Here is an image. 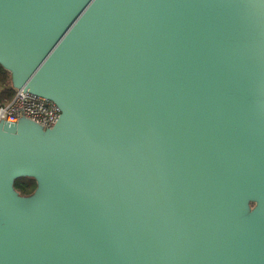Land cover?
Here are the masks:
<instances>
[{
	"label": "water",
	"instance_id": "95a60500",
	"mask_svg": "<svg viewBox=\"0 0 264 264\" xmlns=\"http://www.w3.org/2000/svg\"><path fill=\"white\" fill-rule=\"evenodd\" d=\"M0 67L59 111L0 120V264H264V0H0Z\"/></svg>",
	"mask_w": 264,
	"mask_h": 264
},
{
	"label": "built area",
	"instance_id": "2783aa9c",
	"mask_svg": "<svg viewBox=\"0 0 264 264\" xmlns=\"http://www.w3.org/2000/svg\"><path fill=\"white\" fill-rule=\"evenodd\" d=\"M3 90L0 87V120L15 123L23 118L43 129L56 123L59 111L54 104L23 91L14 90L11 97H7Z\"/></svg>",
	"mask_w": 264,
	"mask_h": 264
},
{
	"label": "trees",
	"instance_id": "16d2710c",
	"mask_svg": "<svg viewBox=\"0 0 264 264\" xmlns=\"http://www.w3.org/2000/svg\"><path fill=\"white\" fill-rule=\"evenodd\" d=\"M0 87L4 88L3 94L5 96L11 97L14 90L11 87L10 76L1 67H0ZM34 188H35V182L30 179L21 178V179H17L14 182V189L21 196H26V195L31 194Z\"/></svg>",
	"mask_w": 264,
	"mask_h": 264
}]
</instances>
